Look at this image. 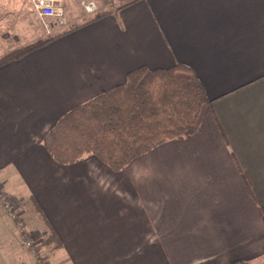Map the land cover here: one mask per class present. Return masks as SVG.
<instances>
[{
    "label": "crops",
    "instance_id": "crops-1",
    "mask_svg": "<svg viewBox=\"0 0 264 264\" xmlns=\"http://www.w3.org/2000/svg\"><path fill=\"white\" fill-rule=\"evenodd\" d=\"M100 14L0 67V189L19 215L0 203V264H38L24 234L42 238L43 264H260L264 0H129ZM177 64L211 102L193 138L122 172L49 154L45 138L74 108L141 67Z\"/></svg>",
    "mask_w": 264,
    "mask_h": 264
},
{
    "label": "trees",
    "instance_id": "trees-1",
    "mask_svg": "<svg viewBox=\"0 0 264 264\" xmlns=\"http://www.w3.org/2000/svg\"><path fill=\"white\" fill-rule=\"evenodd\" d=\"M103 16L97 14L88 23ZM59 37L39 40L0 58V67ZM210 104L203 83L189 67H141L129 73L124 84L63 116L45 138L44 146L61 165H73L84 156L93 155L114 172H122L166 143L193 138L200 131ZM244 179L251 189V179L245 174ZM46 242L52 244L54 238L50 236ZM260 264H264V258Z\"/></svg>",
    "mask_w": 264,
    "mask_h": 264
},
{
    "label": "rangeland",
    "instance_id": "rangeland-1",
    "mask_svg": "<svg viewBox=\"0 0 264 264\" xmlns=\"http://www.w3.org/2000/svg\"><path fill=\"white\" fill-rule=\"evenodd\" d=\"M128 1L99 0L98 13L111 7L117 9ZM60 5L64 9L67 23L57 33L74 29L81 23L92 20L98 14L87 16L79 0H63ZM46 32L44 24L32 13L28 0H0V58L39 40L53 37V35L48 36Z\"/></svg>",
    "mask_w": 264,
    "mask_h": 264
},
{
    "label": "built area",
    "instance_id": "built-area-1",
    "mask_svg": "<svg viewBox=\"0 0 264 264\" xmlns=\"http://www.w3.org/2000/svg\"><path fill=\"white\" fill-rule=\"evenodd\" d=\"M33 12L40 22L46 27V34L52 36L59 32L64 25H66V16L63 7L60 5L63 0H28ZM85 14L89 17L95 16L98 11V1L99 0H79ZM60 29V30H59ZM58 30V31H56ZM0 203L6 210V212L11 216V218L17 220L19 215L17 213L15 201L11 200L8 195L0 189ZM19 229L23 231V228L19 226ZM25 235L23 245L31 251L34 257L37 259L38 264H43V260L40 256V246L42 243V238L29 237Z\"/></svg>",
    "mask_w": 264,
    "mask_h": 264
}]
</instances>
